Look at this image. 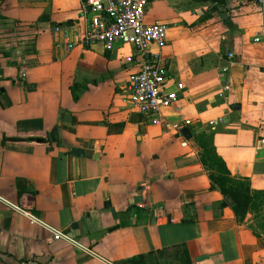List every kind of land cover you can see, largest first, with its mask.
I'll return each instance as SVG.
<instances>
[{"label": "crops", "instance_id": "0c3cea01", "mask_svg": "<svg viewBox=\"0 0 264 264\" xmlns=\"http://www.w3.org/2000/svg\"><path fill=\"white\" fill-rule=\"evenodd\" d=\"M85 3L0 0V194L93 254L54 241L0 202V264H264V15L257 0H224L218 10L213 0L149 4L147 21L168 25L167 45L149 50L162 54L168 90L184 84L163 114L192 120L183 126L191 133L186 146L178 130L131 107L128 78L140 68L133 46L66 50L54 28L80 42L92 14ZM213 119L222 122L211 126ZM205 145L232 178L248 181L245 216L213 184L201 159Z\"/></svg>", "mask_w": 264, "mask_h": 264}, {"label": "built area", "instance_id": "2783aa9c", "mask_svg": "<svg viewBox=\"0 0 264 264\" xmlns=\"http://www.w3.org/2000/svg\"><path fill=\"white\" fill-rule=\"evenodd\" d=\"M150 2L151 0H86L85 5L92 14L80 42H77L73 33L65 27H55L54 32L65 41L68 51L75 48L78 43L85 47L101 44L107 51H112L124 44L133 46L139 58L140 68L132 72L128 78L131 107L149 117L154 125H164L167 129L178 130V135L183 138L182 144L186 146L188 140L184 137L183 126L190 125L192 120L185 119L183 123L171 122L163 114L164 108L179 101L184 84L177 82L176 89L168 90L166 87L171 77L162 54L159 51L150 52L149 50L153 44L162 49L168 42L167 23L161 19H155L152 22L146 19ZM257 4L264 15V0H257ZM261 36L264 38V25ZM260 40V36L256 38V41ZM233 56V53H229L230 61ZM127 60L133 61L134 55L128 56ZM223 71L227 72L228 67H224ZM225 88L229 89L230 84H227ZM220 122L222 119H213L210 125L216 127ZM0 202L26 217L31 225L40 226L49 231L54 241H64L93 254V250L76 237L48 223L32 210L1 194Z\"/></svg>", "mask_w": 264, "mask_h": 264}, {"label": "trees", "instance_id": "16d2710c", "mask_svg": "<svg viewBox=\"0 0 264 264\" xmlns=\"http://www.w3.org/2000/svg\"><path fill=\"white\" fill-rule=\"evenodd\" d=\"M213 10H218L224 0H213ZM202 162L210 170V178L215 186L228 198L237 215L243 217L252 200L248 181L238 180L231 177L225 161L218 156L213 148L203 146L201 155ZM141 256L134 257L129 261L135 263Z\"/></svg>", "mask_w": 264, "mask_h": 264}, {"label": "water", "instance_id": "95a60500", "mask_svg": "<svg viewBox=\"0 0 264 264\" xmlns=\"http://www.w3.org/2000/svg\"><path fill=\"white\" fill-rule=\"evenodd\" d=\"M224 15H225V13H224ZM184 134L186 135L187 138H191V133H190V131H189L188 128H185V129H184ZM74 152H75V153H79V152H82V150L79 149V148H77V149L74 150ZM107 204L110 205L109 202H108ZM113 213H114V215H116V213H115L114 210H113ZM154 221H155V220H154Z\"/></svg>", "mask_w": 264, "mask_h": 264}, {"label": "rangeland", "instance_id": "374dc122", "mask_svg": "<svg viewBox=\"0 0 264 264\" xmlns=\"http://www.w3.org/2000/svg\"><path fill=\"white\" fill-rule=\"evenodd\" d=\"M119 47V46H118Z\"/></svg>", "mask_w": 264, "mask_h": 264}]
</instances>
